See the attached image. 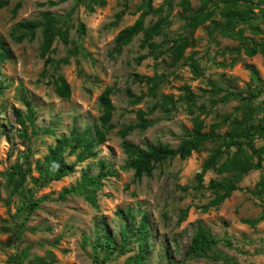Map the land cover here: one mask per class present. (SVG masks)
Returning a JSON list of instances; mask_svg holds the SVG:
<instances>
[{
  "label": "rangeland",
  "instance_id": "1",
  "mask_svg": "<svg viewBox=\"0 0 264 264\" xmlns=\"http://www.w3.org/2000/svg\"><path fill=\"white\" fill-rule=\"evenodd\" d=\"M88 1L52 4L47 0H10L0 8V39L11 54L0 62V83L4 85L0 93V264H35L39 259L52 264H97L96 255L104 264H132L139 250L137 234L129 235L123 252L105 251L97 241L108 232L120 245L121 228L129 221L136 227L144 214L149 228L144 264H264V218L254 225L244 222L264 211V190L257 186L264 175V153L262 167L245 174L238 182L239 189L218 207L205 209L215 197L209 181L230 175L210 168L202 182L196 178L214 142H206L186 159L169 158L158 164L151 175L140 178L127 166L128 155L123 147L125 141L142 148L159 143L175 147L192 129L196 116L204 121L206 131L226 114L242 118L248 101L236 96L222 101L227 91H239L245 96L259 92L249 103L253 109L251 122L264 123V57L261 52L249 55L246 51L264 40V0L242 2L240 7L251 18L237 23L231 35L220 30L226 24L220 3L221 8H215L212 16L216 23L207 20L199 25L193 33L194 44L175 64L168 54L138 61L140 55L148 52L140 46L142 34L124 45L121 52L114 51L115 37L122 28L133 24L143 0H129L118 22L116 14L125 7V0H105L103 5H94L92 12L87 9ZM17 3L20 6L13 12ZM152 4L155 8L164 4L165 10L149 14L146 24L169 14L163 34L154 38L160 42L183 32L186 17L197 10L201 0H189V11L181 0H152ZM47 13L61 16L66 22L63 27L69 29V43L57 38L49 63L41 55V28L33 37L26 35L21 39L18 34L22 31L16 32L18 22H41ZM79 21L85 26L82 33L78 30ZM155 73L163 74L164 82L152 94L140 77ZM58 75L69 83V97L56 91ZM108 85L113 87L115 110L111 120L114 128L106 140L96 144L94 156L83 161H76L66 149L65 160L74 163L73 171L44 186L35 184L31 179L38 175L36 164L43 162L56 139L68 136L74 127L95 136L102 110L99 97ZM186 87L196 96L190 101L184 96ZM128 89L134 97L142 95V99L132 103ZM166 94L175 100L170 110L156 106L145 116L153 121L150 126L135 127L122 136L127 125L140 121L138 110L148 111ZM23 97L31 100L35 109L34 121L28 126L30 139L20 136V125L13 113L15 107L26 113ZM229 123L216 132L228 130ZM38 129L41 130L32 132ZM254 144L263 145L264 136L258 135ZM21 151L29 153L32 171L25 183V194H11L6 171ZM101 162L107 174L96 191L97 206L77 193L60 197L65 188L79 183L84 173L97 175ZM30 197L39 200L31 211L23 208ZM199 226L207 228L217 243L200 255H189L188 245Z\"/></svg>",
  "mask_w": 264,
  "mask_h": 264
},
{
  "label": "trees",
  "instance_id": "2",
  "mask_svg": "<svg viewBox=\"0 0 264 264\" xmlns=\"http://www.w3.org/2000/svg\"><path fill=\"white\" fill-rule=\"evenodd\" d=\"M47 1L54 4L67 0ZM79 1L81 0H78V2ZM128 1L129 0H125V7L116 14L117 22L126 12ZM9 2L10 0H0V8L6 6ZM242 2H252V0H201V4L197 10L191 12L186 17V23L181 34L177 37H166L160 42H156L154 38L163 34L164 26L168 23L169 14L160 15L156 21L146 24V17L149 14H161L165 10V5L163 4L155 8L152 4V0H143L139 7L140 13L133 24L122 28L115 37L114 51L118 53L121 52L124 45L131 42L138 34H142L140 46L148 49V52L140 55L138 61L147 56L159 58L163 54H168L171 62L175 64L184 56L185 50L194 44L193 33L196 28L207 20L216 23L212 19V16L215 13V8H221L220 3L223 4L221 13L226 18V24L220 29L221 32L231 35L230 31H233L237 23H243L250 19L251 15L246 17L245 10L240 7ZM260 2H262V0H260ZM104 3L105 0H89L86 6L87 9L92 12L94 11V5H103ZM212 3L214 7H210ZM170 4L171 1L168 2V5ZM181 4L186 10H190L189 0H181ZM19 6L20 3H17L13 8V12H15ZM250 7L251 6H249V10ZM65 23L66 22L62 20L61 16L47 13L44 20L41 22L33 20L18 22L16 32H18V30L22 31V33L18 34V38L21 39L26 35L33 37L36 30L41 28L43 36L41 55L46 57L45 63H49L52 61L49 54L54 51L52 46L55 40L59 38L63 43H69V29L68 27H63ZM78 30L81 33L85 31V26L81 21L78 23ZM255 30H258V27H255ZM246 51L249 55L261 52L264 57V40L255 42L253 45L249 46ZM10 56L9 50L0 39V62ZM66 60L67 59H65V61ZM253 72L257 74L256 69H253ZM140 79L148 84L149 93L156 94L160 85L164 82V75L155 73L153 76H142ZM215 87H217L218 90L222 88L219 85ZM3 88L4 85L0 83V93H2ZM56 91L63 97H69L70 95V85L62 75H58L57 77ZM185 91V99L190 101L196 97L188 87L185 88ZM112 92L113 87L108 85L100 94L99 103L102 110L99 116L100 123L95 125V136L89 135L88 131H81L74 127L68 136L56 139L55 145L48 148L43 162L41 164H36L38 175L31 179L35 184L44 186L51 181L60 180L73 171L74 163H68L65 160L64 152L66 149L69 155H75L76 161H83L94 156L96 144L104 142L107 133L114 128V124L111 122L115 110L111 99ZM128 93L132 96V103L139 102L143 97L142 95L134 97L130 89H128ZM257 94H259V92H251L249 96H245L239 91H227V93L221 97L222 101L227 100L230 96H236L241 100L248 101L245 102L242 118H231L230 114H226L222 117L221 122L211 124L209 130L206 131L204 130V121L196 116L193 118L192 129L186 131V136L175 147L159 143L157 145L149 144L147 148H142L133 142L125 141L123 147L128 155L127 166L134 169L136 178H140L144 175H151L155 167L163 161L176 156L186 159L192 152L199 151L206 142H214L213 147L210 148V155L206 158L202 171L196 174V178L199 182H202L205 171L210 168L218 173H230V175L223 177L221 180L211 179L208 183V187L214 191L215 197L205 206V209L208 207H218L234 190L239 189L238 182L245 174L253 169L262 167L264 144L257 147L254 144V140L258 135L264 136V123L260 120L256 123L251 122V113L253 109L249 105ZM22 100L26 105V113H24L22 109L16 107L13 113L17 123L20 125L18 131L20 136L25 139H30L31 134H28V126L34 121L35 109L32 106L31 100L26 97H23ZM174 105L175 100L172 95H163L162 100L149 108L148 111L138 110L137 115L140 121L136 124L127 125L121 131L122 136L125 137L128 131L135 127L144 129L150 126L153 121L148 120L145 116L152 112L156 106H161L168 111ZM228 121L230 122V128L228 130L223 133L216 132L218 128ZM40 130L41 129L32 130V132L37 133ZM248 149H250V151H248ZM103 169H105V164L101 162V171L97 175L92 176L88 173H84L79 183L75 186L65 188L60 197L64 198L68 194L77 193L82 195L91 205L97 206L96 191L101 185V179L107 174V171L105 172ZM31 171L29 153H27V151H21L18 160L6 171L7 181L11 187V194H25V183ZM257 186L259 190H264V175L257 183ZM38 202L39 200H34L30 197L28 201L24 202L23 208H27L31 211L38 206ZM127 214L129 216L131 212ZM263 218L264 211L259 217L244 219V222L254 225ZM132 234H137L139 237L138 254L132 259V264H144L147 256V245L149 244L148 219L145 214L136 227L132 226L131 221H129V223L121 228L122 243L120 245L114 242V239L108 232L105 233L104 239H102V237L98 238L97 244L105 251L111 249L123 252L125 244L129 242V235ZM216 243L217 239L212 236L210 231L203 226H199L188 245L187 254L200 255L207 249L212 248ZM24 256L25 254L22 255L21 260H23ZM96 262L97 264H104L97 255ZM35 264L52 263L44 259H39Z\"/></svg>",
  "mask_w": 264,
  "mask_h": 264
}]
</instances>
